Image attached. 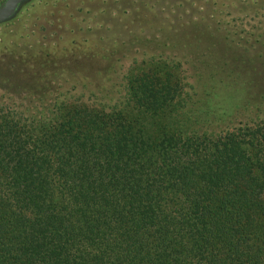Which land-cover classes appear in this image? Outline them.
I'll return each mask as SVG.
<instances>
[{
    "label": "trees",
    "instance_id": "obj_1",
    "mask_svg": "<svg viewBox=\"0 0 264 264\" xmlns=\"http://www.w3.org/2000/svg\"><path fill=\"white\" fill-rule=\"evenodd\" d=\"M181 75L134 61L97 104L0 108V264H264V114L220 119L264 98V72L219 114Z\"/></svg>",
    "mask_w": 264,
    "mask_h": 264
},
{
    "label": "rangeland",
    "instance_id": "obj_2",
    "mask_svg": "<svg viewBox=\"0 0 264 264\" xmlns=\"http://www.w3.org/2000/svg\"><path fill=\"white\" fill-rule=\"evenodd\" d=\"M214 56L229 64L210 78ZM152 58L178 62L189 104L221 113L214 103L250 93L248 76L264 72V0H25L0 22V108L27 117L54 101L97 104L96 87L119 89L123 71ZM251 101L217 117L256 121L264 98Z\"/></svg>",
    "mask_w": 264,
    "mask_h": 264
},
{
    "label": "water",
    "instance_id": "obj_3",
    "mask_svg": "<svg viewBox=\"0 0 264 264\" xmlns=\"http://www.w3.org/2000/svg\"><path fill=\"white\" fill-rule=\"evenodd\" d=\"M22 1L23 0H6L5 3L0 6V22L11 19Z\"/></svg>",
    "mask_w": 264,
    "mask_h": 264
},
{
    "label": "flooded vegetation",
    "instance_id": "obj_4",
    "mask_svg": "<svg viewBox=\"0 0 264 264\" xmlns=\"http://www.w3.org/2000/svg\"><path fill=\"white\" fill-rule=\"evenodd\" d=\"M5 1H6V0H0V6H2V5L5 3ZM24 1H25V0H23V1L21 2V4H22ZM21 4H20V5H21ZM20 5H19V7H20Z\"/></svg>",
    "mask_w": 264,
    "mask_h": 264
}]
</instances>
